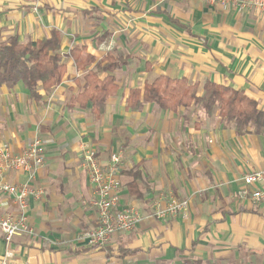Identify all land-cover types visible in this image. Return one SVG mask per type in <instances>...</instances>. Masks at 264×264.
Listing matches in <instances>:
<instances>
[{
  "label": "crops",
  "instance_id": "obj_1",
  "mask_svg": "<svg viewBox=\"0 0 264 264\" xmlns=\"http://www.w3.org/2000/svg\"><path fill=\"white\" fill-rule=\"evenodd\" d=\"M52 31L65 65L60 83L39 90L37 99L22 83L0 86V144L18 155L40 138L45 149V164L32 177L21 171L0 177V184L42 191L28 202L34 235L20 233L9 243L0 235V264H264L263 208L237 199L242 177L264 168V133L249 128L238 135L232 123L198 105L177 111L126 105L130 91L164 76L240 90L264 111V12L201 0H39L36 10L31 0H0L2 41L27 44ZM73 48L115 64L98 74L113 77L117 87L99 115L90 101H78L95 64L78 70ZM82 146L101 164L122 152L118 205L142 216L104 248L82 238L97 220ZM134 180L137 196L130 193ZM170 198L187 201L186 212L148 217L155 203L163 207ZM16 214L0 190V216Z\"/></svg>",
  "mask_w": 264,
  "mask_h": 264
},
{
  "label": "trees",
  "instance_id": "obj_2",
  "mask_svg": "<svg viewBox=\"0 0 264 264\" xmlns=\"http://www.w3.org/2000/svg\"><path fill=\"white\" fill-rule=\"evenodd\" d=\"M76 68L84 70L95 64L94 72L84 76L85 87L79 95L81 104L90 101L97 115L101 114L108 97L117 87L111 76L98 77V74L112 72L115 64L111 58L96 62L93 57L82 56L73 48L69 53ZM105 62V63H103ZM65 73V65L60 54V38L52 31L49 38L21 44L16 37L2 41L0 33V86L12 88L22 83L31 98L37 99L39 90L49 91L58 85ZM144 103H154L163 110L177 111L192 104L199 105L207 115L217 112L222 121L232 123L238 135L252 128L257 134L264 133V111L255 101L242 91L229 87L205 83L198 91L197 85H190L185 79L172 80L161 76L143 90L130 91L126 105L132 111L141 109ZM135 180L130 184L131 194ZM182 264H201L199 261H186Z\"/></svg>",
  "mask_w": 264,
  "mask_h": 264
},
{
  "label": "built area",
  "instance_id": "obj_3",
  "mask_svg": "<svg viewBox=\"0 0 264 264\" xmlns=\"http://www.w3.org/2000/svg\"><path fill=\"white\" fill-rule=\"evenodd\" d=\"M33 9L38 8L39 0H31ZM209 5H220L223 9L233 7L239 11L251 9L264 12V0H201ZM82 167L87 174L88 183L93 188L91 206L96 212V225L83 233L86 243L95 248L106 247L114 236L133 231L142 221L138 209L132 206L119 207L121 190L120 165L122 152L112 153L107 164H101L96 152L81 147ZM45 164V149L40 138H35L30 145L18 155H13L8 146L0 144V177L6 171H21L32 177ZM243 187L237 192L239 201L249 199L261 205L264 213V168L246 173L242 177ZM2 193L8 195L15 206V216H0V235L6 243L14 236L22 233L33 236L34 231L28 223V202L32 198H40L42 191L33 190L27 183L20 185L0 184ZM188 203L185 200L170 198L165 206L159 202L153 205L148 217L166 220L184 214ZM8 253L6 257H9Z\"/></svg>",
  "mask_w": 264,
  "mask_h": 264
},
{
  "label": "rangeland",
  "instance_id": "obj_4",
  "mask_svg": "<svg viewBox=\"0 0 264 264\" xmlns=\"http://www.w3.org/2000/svg\"><path fill=\"white\" fill-rule=\"evenodd\" d=\"M201 90V87H198V91H200ZM192 105H196V104H192ZM199 106V105H198ZM200 107V106H199ZM201 108V107H200Z\"/></svg>",
  "mask_w": 264,
  "mask_h": 264
}]
</instances>
